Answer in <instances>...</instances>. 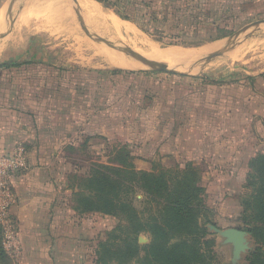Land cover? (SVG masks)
<instances>
[{"label":"rangeland","instance_id":"obj_1","mask_svg":"<svg viewBox=\"0 0 264 264\" xmlns=\"http://www.w3.org/2000/svg\"><path fill=\"white\" fill-rule=\"evenodd\" d=\"M257 1L259 2L252 5L253 8L244 6L238 12H234L235 14L229 10L217 15L211 11L208 13L200 11L190 19L189 23L186 22L174 33V38L169 39L167 37L169 27L165 25L157 26L155 32L142 31V28L148 26L144 15L146 10L142 8H139L134 20L129 21L123 18V10L93 0H0V62L7 56L12 60L24 62L35 59L37 63L43 58L56 66L75 68L76 70L64 71L71 76L80 73L95 75V71L104 69L122 71L124 69L114 66L115 62L122 60L138 64L142 60L150 59L174 66L170 62L145 57L142 54L149 53L148 47L166 49L165 46H169L170 49L197 51L201 47H183H191V45L205 47L213 42V39L225 36L222 44L236 40L237 46L224 53L219 52L218 55L213 54L218 51L214 50L211 52L212 56L208 54L186 65L188 70L181 72L195 75L166 73L158 76H162L171 86L184 82L190 86L195 84V91L200 88V91L206 92L207 86L212 91L211 87L234 83L250 75L253 76L250 77L253 80L257 78L258 81L255 82L260 84L258 90H261L264 88V83H261V80L264 81V46L253 47V43L264 41V22L241 29L254 21L264 20V2ZM109 23L131 24L143 38L147 39L144 47H148L139 48L137 53L131 50L114 38V33L108 28ZM217 43L221 44V42L211 44ZM142 68L125 70L137 71ZM209 96L214 97L212 93H209ZM214 102L216 104V100ZM121 109L120 105L117 106L116 113ZM216 117L211 114L210 123ZM242 127L247 134L252 129L253 135L257 137H253L250 143L245 139L237 140L238 148L250 146L247 150H252L251 155L264 154V112L255 124L252 116L250 121L242 124ZM229 142L231 143L228 144ZM227 144L225 149H230L235 142L233 144V141L229 140ZM68 155L69 163L71 165L75 163V167L66 170L67 192L64 203L67 214L71 210L76 214L68 215L69 226L73 227V219H79L74 222L75 231L68 234L73 242L70 246L72 251L65 257L67 263L264 264V179L261 181L254 177L247 166V159V161L241 160L240 156H235L236 159L234 157L232 161L225 162L227 165H220L211 170L190 162L186 164L181 161L174 162L173 159L167 160L164 165L154 161L155 168L146 170L133 167L135 171L160 177L168 182L170 188L176 180H181L185 175L187 165L193 167L199 185L203 188V192L198 194V199L205 209L202 210L201 207L198 212V223L206 231L207 236L202 242L209 239L212 243L210 247L201 243V251L206 257L202 258L203 261L197 262L193 259V251L189 244L177 249L175 255L169 254L170 247L177 242L175 237L179 233L174 235L169 230L168 224L159 220L163 207L159 202L152 200L151 194L143 189L142 185H137L138 190L135 192H130L126 188L120 195L121 200L133 202L132 206L137 212L138 222H135L124 206L117 209L119 220L103 216L100 212L85 210L87 203H93L96 199L94 191L87 188L85 181L89 175L95 177L91 168L103 166L107 168L103 170L110 174L112 181L118 180L130 184L131 180L139 179V174L131 175L127 161L123 163V167L120 164L118 167L111 166L106 156L101 158L90 155L84 148H79ZM155 224L164 230V239L157 237L153 241ZM211 226L219 231L233 228L247 233L245 248L239 252V258L235 263L232 262L234 257L231 244H225L223 238L211 229ZM255 230L256 234L260 235L253 237L252 233ZM257 249H260L258 253L262 255L255 259L253 252ZM1 257L0 255L3 264H10L8 258L5 260Z\"/></svg>","mask_w":264,"mask_h":264},{"label":"crops","instance_id":"obj_2","mask_svg":"<svg viewBox=\"0 0 264 264\" xmlns=\"http://www.w3.org/2000/svg\"><path fill=\"white\" fill-rule=\"evenodd\" d=\"M121 1L145 8L140 0ZM171 1L187 8L199 0ZM202 1L200 11L216 15L228 10L238 12L259 2ZM259 22L264 20L241 29ZM224 38L213 42L222 43ZM236 46V40L227 41L213 54ZM40 61L24 62L7 56L0 62V156L19 148L26 155V168L16 174L13 184L15 203L10 210L9 241L0 224V255L10 264H71L65 258L72 251L73 241L68 234L75 231L74 222L79 218L73 219V227L69 226L68 215L76 214L72 210L67 214L65 209L66 170L75 167V163H69L68 154L79 148L93 156H106L108 163L116 167L119 163L114 158L125 153L133 167L143 170L155 168L154 161L164 165L169 159L211 170L227 165L225 162L235 156L248 161L253 156L252 150H247L250 146L233 147L237 140L250 143L257 137L252 129L247 134L239 123L253 116L255 124L264 112V88L258 90L260 84L255 82L257 78H250L253 76L211 87L212 91L207 86L204 92L200 88L195 91V84L171 86L158 74L176 73L151 68L104 69L95 71V75L71 76L64 71L75 68L56 66L43 58ZM119 105L122 109L116 113ZM211 114L217 117L210 123ZM229 140L234 145L225 149Z\"/></svg>","mask_w":264,"mask_h":264},{"label":"trees","instance_id":"obj_3","mask_svg":"<svg viewBox=\"0 0 264 264\" xmlns=\"http://www.w3.org/2000/svg\"><path fill=\"white\" fill-rule=\"evenodd\" d=\"M99 3L109 4L112 8H119L123 10V18L125 20L133 21L135 14L139 12V8L135 7L133 3L122 2L121 0H96ZM146 10L145 18L148 21L147 28H142L145 33L155 32L156 27L166 26L167 37L169 39L174 38L176 33L182 25L186 22L189 23L192 16L196 12L203 9V1L191 3L187 8L179 7V1L171 0H140ZM245 123L242 118V124ZM236 148L238 142L235 141ZM235 145L233 147H235ZM127 155L120 153L117 158H114L123 167V163L127 161ZM131 171V175L139 176L138 180H131L130 184L122 183L118 180L112 181L110 174L103 170L106 169L103 166H96L91 168V172L95 174L90 176L85 181L87 182V188L92 189L95 193V204L87 203L85 206L86 211L100 212L103 216L110 217L111 219H118L117 209L124 206L128 210L131 217L138 222L139 219L136 216L135 209L133 208V202L131 200H121L122 192L127 188L130 192L138 190V186L142 185L143 189H146L151 194L152 200L159 202L163 207L160 221H164L170 227L169 230L178 235L175 237V244L170 247L169 254L175 255L177 249L185 244H189L192 249V256L194 261H203L202 258L206 257L205 253L201 251L202 245H212L211 240L202 242V239L207 236L206 231L198 223V212L201 210V201L198 199V194L203 192V188L199 185V179L196 178L193 172V167L187 165L185 167L184 176L181 180H176L170 188L167 181L162 180L160 177L153 176L149 173H142L135 171L131 162H126ZM248 168L253 172L254 177L257 179H264V154L253 155L247 164ZM118 167V166H117ZM118 169V168H117ZM119 171V170H117ZM99 176V177H98ZM141 178V180H140ZM138 185V186H137ZM94 188V189H93ZM112 194V196H111ZM159 199H162L161 202ZM205 208L202 207V210ZM156 220V219H155ZM141 226V225H140ZM154 239L157 237L165 238V232L158 224H155ZM159 233L160 236H157ZM252 233V232H251ZM254 236L260 234L252 233ZM190 241V242H189ZM168 243V241H166ZM166 245L164 244L163 247ZM260 249L253 252V256L257 259L260 255ZM211 253V250H209ZM254 263V262H253Z\"/></svg>","mask_w":264,"mask_h":264},{"label":"bare ground","instance_id":"obj_4","mask_svg":"<svg viewBox=\"0 0 264 264\" xmlns=\"http://www.w3.org/2000/svg\"><path fill=\"white\" fill-rule=\"evenodd\" d=\"M117 23H109V27H108L111 30V32L114 33V36H115L114 38H116V40L118 39L119 41H121V43L130 47L131 50L136 51V53H137V50L139 48H145V47L147 48L148 47V46L144 47L145 43L147 42V39L143 38L139 34V32L131 24H128V23L117 24ZM221 44L220 43L208 44L205 47L199 48L200 50H197V51L196 50L195 51H187L184 49L179 50L177 48L176 49H174V48L170 49V47H169V49H167L168 47L166 49H163L164 47L150 49L148 47L149 53L146 52L145 54L143 53L142 55L145 57L154 58V59H157L160 61L170 62L174 66H171L168 64L167 65L165 64V66L168 69H171V70H174L177 72L180 71V73H181V72H186L188 70V66H186V65H188L194 61H197V60L207 56L208 54H211V52H214V50L217 51L220 48H222ZM255 45H263L264 46V41H261L260 43H258V42L253 43V47ZM133 64H135V63H129L127 61L124 62L122 60V61L115 62L114 66L116 68H122V69H132V68L134 69V68H138V67L142 68L144 66L147 68H151V66L153 65V64H147V63L141 64V61L138 63L139 64L138 66L136 64L135 65H133ZM190 67H191V65H190ZM182 74H184V73H182Z\"/></svg>","mask_w":264,"mask_h":264},{"label":"built area","instance_id":"obj_5","mask_svg":"<svg viewBox=\"0 0 264 264\" xmlns=\"http://www.w3.org/2000/svg\"><path fill=\"white\" fill-rule=\"evenodd\" d=\"M22 148L9 155L0 156V224L4 227L5 240L12 237L10 210L15 203L13 184L17 173L26 168V157Z\"/></svg>","mask_w":264,"mask_h":264},{"label":"water","instance_id":"obj_6","mask_svg":"<svg viewBox=\"0 0 264 264\" xmlns=\"http://www.w3.org/2000/svg\"><path fill=\"white\" fill-rule=\"evenodd\" d=\"M219 53L215 54L218 55ZM214 55V56H215ZM209 60H206V62ZM142 63H147V64H153L151 66V70L153 71H159V72H172V73H176L179 74V72L168 69L165 64H161V63H156V62H152V61H148V60H142ZM211 229H213L220 237L223 238V241L225 244H231L232 248H233V263H235L236 259L239 258V252H241L244 248H245V241H246V236L247 233L243 232L241 230L238 229H233V228H228L226 230L223 231H219L217 229H215L214 227H210Z\"/></svg>","mask_w":264,"mask_h":264}]
</instances>
